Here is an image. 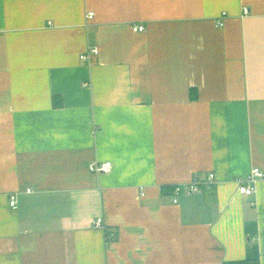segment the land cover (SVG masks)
<instances>
[{"label":"crops","instance_id":"1","mask_svg":"<svg viewBox=\"0 0 264 264\" xmlns=\"http://www.w3.org/2000/svg\"><path fill=\"white\" fill-rule=\"evenodd\" d=\"M254 168L264 0H0V264H264Z\"/></svg>","mask_w":264,"mask_h":264},{"label":"built area","instance_id":"2","mask_svg":"<svg viewBox=\"0 0 264 264\" xmlns=\"http://www.w3.org/2000/svg\"><path fill=\"white\" fill-rule=\"evenodd\" d=\"M244 16H247V14L250 12L248 8L243 9ZM227 17V13H223L222 16L217 21L216 25L218 27H224L223 19ZM94 14L90 12L88 14V19H93ZM133 29L136 32H145L146 29L143 26H134ZM93 53H97V50H94ZM81 59H86V56H81ZM112 162H95L92 163L89 166V171L92 174H98V175H108L110 174L112 170ZM264 178V172L259 168H254L252 172L243 180L239 181V193L246 196H252L257 190V181ZM216 183L215 174L211 173L209 177L206 180H202L199 174H196L194 179L190 183L182 184V185H176L173 188L172 191V200L174 204H179L182 200V197L186 196H193L196 194H200L204 192V188L211 190L213 186ZM28 193H32L31 189L26 190ZM18 200L16 196H13L10 200V205L14 208H17ZM255 204V203H254ZM252 203V206L254 205ZM97 228H103V220L99 219L95 226ZM116 234L115 233H108L107 239L109 241L115 240Z\"/></svg>","mask_w":264,"mask_h":264},{"label":"trees","instance_id":"3","mask_svg":"<svg viewBox=\"0 0 264 264\" xmlns=\"http://www.w3.org/2000/svg\"><path fill=\"white\" fill-rule=\"evenodd\" d=\"M166 192V191H165ZM228 264H260L259 261H242V262H233Z\"/></svg>","mask_w":264,"mask_h":264}]
</instances>
